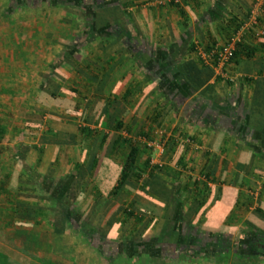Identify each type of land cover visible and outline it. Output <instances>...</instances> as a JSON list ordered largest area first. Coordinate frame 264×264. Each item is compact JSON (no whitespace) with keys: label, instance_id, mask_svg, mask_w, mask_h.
Here are the masks:
<instances>
[{"label":"crops","instance_id":"obj_1","mask_svg":"<svg viewBox=\"0 0 264 264\" xmlns=\"http://www.w3.org/2000/svg\"><path fill=\"white\" fill-rule=\"evenodd\" d=\"M28 2L17 8L21 17L1 34L0 45L32 50L11 54L19 67L25 64L20 71L27 81L20 88L30 100L17 102L43 115L36 123L15 120V134L1 124L0 264H13L15 251L21 264H30L31 256L34 264H107L111 257L135 261L141 254L169 264L176 250L190 246L183 222L196 225L193 230L221 233L223 222L245 207L242 197L252 195L248 184L264 179V91L256 92L264 84V30L257 34L264 26V0ZM235 33L239 41L232 61L222 67L202 62L199 53ZM46 84L60 94L56 101L45 92L36 99ZM127 87L124 101L120 96ZM69 106L76 108L72 116ZM157 111L154 129L150 117ZM111 112L132 125V132L151 125V142L160 145L161 154L150 151L149 162L162 164L163 171L149 182L177 198L142 199L135 197L137 184H127L116 198L95 199L91 182L83 186L84 194L70 186L68 197L59 199L69 214L58 231L51 223L55 198L50 191L58 177L74 174L77 161L96 151L102 134L105 149L114 137L109 126L115 121L106 119ZM83 126L87 133L77 134ZM14 143L22 149H13ZM19 156L25 158L21 165L13 161ZM146 157L139 151L135 164ZM112 159L121 161L120 155ZM37 188L49 200L26 194ZM131 201L152 211L135 206L133 216L126 217L122 209ZM253 204L251 212L264 201ZM174 221H182L180 240L173 239Z\"/></svg>","mask_w":264,"mask_h":264},{"label":"trees","instance_id":"obj_2","mask_svg":"<svg viewBox=\"0 0 264 264\" xmlns=\"http://www.w3.org/2000/svg\"><path fill=\"white\" fill-rule=\"evenodd\" d=\"M28 1L30 2L33 1L32 4L34 3L37 4L39 2H48L50 4L53 2V3L59 4V2L63 0H39L38 2L37 0H16L15 2H11L10 6L11 7L12 6L20 7L21 5L28 6L29 5ZM237 45H238V42L235 44V48L233 50L232 56L228 62L232 61L234 57L236 56V46ZM211 47H213V45L209 46L208 48H205L204 50L207 52ZM210 64L214 65V62L210 61ZM52 68L53 67H49V69H51V72H52ZM48 77L49 79H52L53 76L48 75ZM47 87H48L47 84L45 85L44 88L41 87L38 94H36L35 96L36 99H38V97L40 98L41 96H43V92H45L50 99L56 101V97H59L60 94L56 93L55 90L54 91L49 90ZM261 87L259 86L256 89V92L258 94L261 93V89L264 91V84ZM130 91H131V88L127 87L125 89V92L120 96V99L126 101L127 97L129 96ZM75 109L76 108L74 106L73 107L69 106V108H66V112L70 113V116H72L73 112H75ZM101 116L104 117L103 113ZM106 116L107 118L106 117L105 118L107 120L110 121L111 119H114L115 121L114 124L112 125L110 124L109 126L111 130L114 132V137L110 140L108 144L105 145V149L103 150L102 147L105 144V139L107 135L105 134L100 135L97 138V141L95 144L96 151H91L90 153L86 155V157H81V159L77 161L78 162L77 167H76L77 169L74 174L70 176L68 175L65 177L63 176L58 177L55 182V185H56L55 187L57 188H52L50 191L53 194L52 196L55 198L54 203L50 206L54 210L53 211L54 219L52 220L51 223L54 225H59L58 231H60L63 226L67 225V218H68L67 215L69 214L68 207L64 205L59 199L63 197H68V193H69L68 189L70 188V186L79 187L78 188L79 193L84 194L83 186L91 182L92 186L89 191V194H91V196L93 195V198L95 199L98 197H104L106 199L116 198L118 196V193L122 191V189L127 184L131 188H134V186L137 184V187H136L137 193L135 197L139 196L142 199L143 198L145 199V197L146 198L156 197L162 200H172V201L174 200L175 201L177 198L176 197L177 193H173L172 190L166 189L165 187L154 185L149 182V180L153 179L156 174H158L160 171L161 172L163 171L162 164L161 165L159 163L153 164L149 162L150 158L148 154L150 153V149L152 146H148L147 143L152 141L153 131H152L151 125L150 124H147L145 126L141 125L137 128L136 132H132V128H133L132 125L128 123L123 124L121 119L116 118V115H114L113 112H111L110 114H107ZM49 118L54 120V117L52 116ZM71 118L72 117H70V119ZM158 118H159L158 111L152 117H150V122L153 124L154 129L159 128V125L157 122ZM77 129L79 130V131L77 130V134H81V133L86 134L88 130L85 126L77 127ZM3 131L4 129L1 127V122H0V137L3 135ZM135 137H141L142 139H144V143H142V145H139V143L136 142ZM101 150H103V158H101L100 163L98 165V160H99L98 153ZM139 151H142L143 153L147 154V157L144 158L141 162H139L138 165H136L135 159ZM113 155H120V159H121L120 163L114 162V159H112ZM73 157H74L73 162H76L75 156ZM17 164L19 165L18 159H17ZM97 166H98V173L94 175L93 173ZM141 178H145L146 180L138 184L137 182ZM32 181L33 180H31V182ZM41 181H47V179L44 178ZM48 181L52 182L50 179H48ZM26 194H29L35 197L46 198L48 200L50 198L48 193H46L43 189H39V188L34 190V192L32 193L29 192ZM134 204L135 203L131 201L122 209V213L125 214L126 217L133 216L132 208L136 206V205L134 206ZM165 207L166 206L164 205V208ZM136 208L142 211H145L147 213H150L152 211L148 205H137ZM174 208L178 210L177 205H174ZM253 210L255 211V213L261 215V217L262 216L264 217V208L262 207V204L254 207ZM138 219L141 220V217ZM181 222L174 221L176 239L178 238L177 240H180V238L177 237V234L179 233V228H180L179 226H181L180 225ZM244 222L248 228L254 231H258V230L260 231L261 234L258 236L259 238L258 241L259 243L263 244L262 241H264V227L263 229H260L254 225L248 224L247 220ZM183 226L184 228L185 226L187 227V231H186V236L188 237L187 241L189 243H191V241L196 243L199 240L198 237L201 236V235H198L197 237V234L199 233V231L197 229L193 230L194 225H192L191 222H183ZM209 234L215 238L216 237L221 238L220 236L222 235L220 233H213V232Z\"/></svg>","mask_w":264,"mask_h":264},{"label":"rangeland","instance_id":"obj_3","mask_svg":"<svg viewBox=\"0 0 264 264\" xmlns=\"http://www.w3.org/2000/svg\"><path fill=\"white\" fill-rule=\"evenodd\" d=\"M15 1L16 0H0V36L1 34H3L4 36L5 29L8 28L9 25L14 24V22L21 17L20 13L17 14L19 11L17 8L20 7L10 6L11 2ZM16 48L15 46L2 47L0 45V100L7 101L3 104H0L4 106V108L0 109L2 110L0 111V122L1 124L10 127L11 133L9 134H15V130H17L18 128L14 127L13 124L16 121L22 120L20 117L25 119H32V121L37 122L40 116L43 115V113L37 110L32 111V113L25 111L23 107L20 108L21 104L17 102L21 101L24 103H29L30 100L27 98V92L23 93L20 88L22 85L21 83H23V81H27V78L22 77L23 75L20 71L24 69L23 67L25 64H21V66L19 67L18 62H16L17 58L15 57L13 59L11 54H18L19 50L21 52H30L32 50L30 49V47H26L25 50H22L24 49V47H20L19 50ZM18 71H20V73H17ZM22 96H24V99H22ZM5 97H8V99H6ZM11 97H13L14 100L8 103V100H11ZM7 104L11 106V108H9L8 110L5 109V107L8 106ZM35 127H37V125ZM18 144L19 143H14L13 149H22V147H19ZM150 151L152 154H157V151L155 149L153 150L151 148ZM17 159L22 162L25 158L23 156H19L13 161H15L16 163ZM19 164L21 165V163ZM35 175L36 174L33 175L32 173L33 180H36ZM261 179L263 178H257V180H253L248 184L249 187H246V189L248 190L247 194L251 193L252 195L248 197V199L242 197V200L246 203L245 207H242L241 210H237L234 213L235 216L233 214L229 221L223 222V228L220 233L222 234L220 236L221 238H215L210 234L203 232L204 228L200 227L199 233L197 234V237L198 235H201L200 237H198L199 240L196 243L191 241V243H189L191 245L189 247H184L183 252L180 251L179 254L177 253V251L179 250H176L174 257H172V263L169 264H264V253H254L253 251H251V249H249L250 247L248 245V242L258 237L261 233L259 230L254 231L248 228L244 222L247 220L248 224L254 225L260 229H263L264 227V217H261V215L255 213L253 209V213L248 209V207H253V203L264 201V187L261 186L264 183V179ZM262 207L264 208L263 204ZM173 239L177 240L176 237H173ZM262 242L264 243V241ZM176 247L180 248L179 246ZM14 255L16 259L13 264H21L23 258L19 257L16 251ZM3 256L4 255H1V257ZM97 256L99 257V255ZM123 256L124 255H122L121 257L117 256V258L111 257L106 262L107 264H162V261L154 254H141L135 261H132L129 258L123 259ZM159 256L162 257L161 255ZM30 259V264H34V262H37L36 257L31 256ZM42 263H44V261L40 262V264ZM24 264H26V261H24Z\"/></svg>","mask_w":264,"mask_h":264},{"label":"built area","instance_id":"obj_4","mask_svg":"<svg viewBox=\"0 0 264 264\" xmlns=\"http://www.w3.org/2000/svg\"><path fill=\"white\" fill-rule=\"evenodd\" d=\"M170 2H177V0H167ZM264 26H261L258 30L259 35L263 34ZM239 41L238 34L231 35L224 43L219 45H213L207 52L202 51L199 53V57L202 62H207L208 60L214 62V66L222 67L224 64L228 63L230 60L233 50L235 48V44ZM160 134V133H158ZM148 146H154V149L157 150L158 155L161 154V147L158 143L153 145L152 142L147 143ZM157 163V162H155Z\"/></svg>","mask_w":264,"mask_h":264},{"label":"flooded vegetation","instance_id":"obj_5","mask_svg":"<svg viewBox=\"0 0 264 264\" xmlns=\"http://www.w3.org/2000/svg\"><path fill=\"white\" fill-rule=\"evenodd\" d=\"M259 238L256 237L253 240H251L250 242H248L249 245V249H251V251H253L254 253H264V243H259ZM252 252V253H253Z\"/></svg>","mask_w":264,"mask_h":264}]
</instances>
